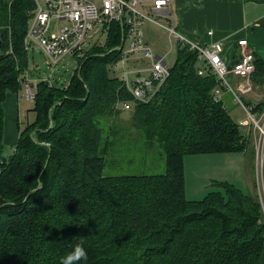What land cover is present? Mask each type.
Wrapping results in <instances>:
<instances>
[{"label":"trees","instance_id":"16d2710c","mask_svg":"<svg viewBox=\"0 0 264 264\" xmlns=\"http://www.w3.org/2000/svg\"><path fill=\"white\" fill-rule=\"evenodd\" d=\"M32 10V0L0 1V264H61L81 239L87 260L79 264L261 263L264 212L253 189L215 181L199 199L184 196L185 155L244 151L249 139L213 98L216 76L196 72L187 46L176 44L155 94L133 101L109 75L121 56L119 25L109 23L104 43L75 59L64 86L38 79L33 121L18 126L3 156L1 102L21 90ZM254 64L263 83L264 65L256 57ZM124 100L132 103L126 142L134 133L145 151L159 150L163 173L106 174L121 163L112 152L120 131L110 121Z\"/></svg>","mask_w":264,"mask_h":264},{"label":"built area","instance_id":"2783aa9c","mask_svg":"<svg viewBox=\"0 0 264 264\" xmlns=\"http://www.w3.org/2000/svg\"><path fill=\"white\" fill-rule=\"evenodd\" d=\"M169 2L170 0H99L96 4L92 0H32L33 10L28 19L23 47L28 51L31 48H38L50 64H56L57 60L65 55L81 59L86 57L94 44L89 41L88 33L96 25H101V33L106 34L107 25L116 22L119 25L120 42L115 47L121 50V56L111 64V67L113 70L122 69L120 72L122 85L131 94L133 101L147 102L167 79L170 66L163 56L160 57L144 44L141 27L146 21L160 26L161 23L159 24L150 14L164 11L163 16H169ZM52 22L62 25L51 30ZM176 26L174 21L172 25L163 27L172 36L175 45L187 46L188 50L195 52L200 64L196 68L199 75H203L204 69L208 68L216 76L217 86L213 98L219 100V96L228 91L231 98L242 107L245 117L238 119L236 124L247 127L246 136L253 133V154L258 164L264 156V107L260 111H254L251 106L246 107L239 97V94L247 93L251 89L249 80L255 66L253 49L246 38H237L234 42L238 48V57L234 62L226 61L222 57L225 45L221 40L202 41V37L187 35ZM212 33V30H208L205 35ZM130 61L135 63L132 68L126 67ZM25 73L20 76L21 93L25 100L32 103L38 80L33 82ZM229 74L237 78L233 84L229 82ZM131 105L130 101L124 100L121 104L118 103L117 107L119 110H125ZM263 193L264 191H258L257 197L264 212Z\"/></svg>","mask_w":264,"mask_h":264},{"label":"rangeland","instance_id":"374dc122","mask_svg":"<svg viewBox=\"0 0 264 264\" xmlns=\"http://www.w3.org/2000/svg\"><path fill=\"white\" fill-rule=\"evenodd\" d=\"M98 4L99 0H92ZM151 17L155 18L159 26L156 23L147 21L143 25V39L144 43L148 45L154 53L163 56L168 65L171 67L175 62L176 45L173 42L172 36L163 26H169L173 24L172 18L169 16H160L150 14ZM62 25V24H61ZM52 22L51 30H55V26H60ZM101 25H96L94 29L90 31L89 41L95 45L104 43L106 34H102ZM96 42V43H95ZM96 53L94 48L88 51L87 54L91 55ZM46 56L38 48L30 49L28 51V57L26 59L27 70L25 75L30 80L45 79L48 82L64 86L69 76L74 70L77 69L78 62H76L73 55H65L63 58H59L56 64H50L46 60ZM134 62L130 61L126 67H133ZM121 68H115L110 71L109 75H115L118 80L122 79ZM133 77V76H132ZM18 105L20 107V113L18 116L19 124L23 128L27 123L33 121L35 116L32 108V103L25 100L20 94ZM229 103V101H228ZM229 104H227V108ZM118 108V107H117ZM119 109V108H118ZM120 113L112 119L111 126L117 128L118 136L115 141V147L112 151L116 157H119L121 163L117 167H112L110 164L106 166V174L119 173L123 175L138 173H163L164 160L159 150H153L151 152L145 151L143 144L140 142V138L137 134H131L129 140L126 142L128 131L124 127H128L124 119L126 120L129 110H118ZM232 115V119L244 118L245 113L241 110L238 105L234 109V113L229 112ZM237 119V120H238ZM236 120V122H237ZM240 127V126H239ZM241 132L245 134V128L240 127ZM247 129V127H246ZM258 133V130L256 129ZM249 139L245 138L247 146L244 151L229 152L231 154L210 153L207 155H185L183 162V171L185 179L183 181L185 185V197L188 199H199L202 194L209 192V190L217 189L215 181H227L234 183V185L248 191L253 189L257 194L258 191H264V156L262 161H258L256 164L255 154H253L254 146L252 137ZM11 145L3 141L2 150L3 156L9 157L12 153ZM227 153V152H223ZM214 155V156H212ZM256 164V165H255ZM210 175V176H209ZM208 176L210 178H208ZM219 178V179H216ZM248 184H250L248 186ZM199 188L203 191L199 193ZM250 190V191H251ZM264 194V193H263Z\"/></svg>","mask_w":264,"mask_h":264},{"label":"crops","instance_id":"0c3cea01","mask_svg":"<svg viewBox=\"0 0 264 264\" xmlns=\"http://www.w3.org/2000/svg\"><path fill=\"white\" fill-rule=\"evenodd\" d=\"M0 1L8 4L12 0ZM169 3V17L176 22V28L182 30L187 35L202 37V41L221 40L225 45L222 57L226 61L232 62V59L238 57V48H236L234 41L237 38L243 37L244 39L246 38L250 47L253 49V56L258 59L259 63L261 61L264 65V0H170ZM163 12H154L151 14L160 17L163 16ZM208 30H212V35H205ZM228 78L230 84H233L237 80L235 76L230 74ZM249 81L251 89L247 93L239 94V97L246 107L251 106L254 111H260L264 107V84L259 82L258 79L255 80L253 73ZM20 94L21 90L17 93L8 91L6 92L4 101L1 102L4 114L2 139L11 146L17 140V130L18 126H20L18 120L20 113V107L18 105ZM219 99L223 102L228 113H234V109L239 105L231 98V93L228 91H224L219 96ZM227 104H229L228 108ZM232 120L236 121L235 119ZM243 128H245L244 131L246 133V127ZM222 154L231 153L227 152ZM209 176L208 178H210ZM250 190L249 193L251 192ZM202 192L199 188V193ZM261 253V263L259 264H264V244Z\"/></svg>","mask_w":264,"mask_h":264},{"label":"clouds","instance_id":"9594fccd","mask_svg":"<svg viewBox=\"0 0 264 264\" xmlns=\"http://www.w3.org/2000/svg\"><path fill=\"white\" fill-rule=\"evenodd\" d=\"M37 183L39 187L43 186L42 181H38ZM36 190L37 189L35 188L32 189V192L29 193V195L34 193ZM83 245L84 241L82 239L77 243L71 244V250L63 257L61 264H79V262L87 260V252Z\"/></svg>","mask_w":264,"mask_h":264},{"label":"water","instance_id":"95a60500","mask_svg":"<svg viewBox=\"0 0 264 264\" xmlns=\"http://www.w3.org/2000/svg\"><path fill=\"white\" fill-rule=\"evenodd\" d=\"M263 74H264V70H263ZM263 84H264V79H263Z\"/></svg>","mask_w":264,"mask_h":264}]
</instances>
